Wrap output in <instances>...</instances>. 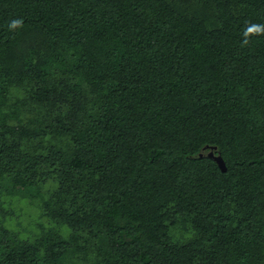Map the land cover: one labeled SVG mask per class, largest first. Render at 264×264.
<instances>
[{
	"label": "trees",
	"instance_id": "obj_1",
	"mask_svg": "<svg viewBox=\"0 0 264 264\" xmlns=\"http://www.w3.org/2000/svg\"><path fill=\"white\" fill-rule=\"evenodd\" d=\"M0 264H264V0H0Z\"/></svg>",
	"mask_w": 264,
	"mask_h": 264
},
{
	"label": "rangeland",
	"instance_id": "obj_2",
	"mask_svg": "<svg viewBox=\"0 0 264 264\" xmlns=\"http://www.w3.org/2000/svg\"><path fill=\"white\" fill-rule=\"evenodd\" d=\"M10 199H12L11 206L14 209L15 216H13V218H11L8 223L22 230H24V227H30V222L32 224L36 223V220L38 219L37 215H40V211L35 202H32V200L25 197L22 198L21 196H14ZM38 220L39 222H44L45 224H48L49 221L47 218H41ZM35 230H38V228L36 227ZM24 231L27 232L28 230L26 229ZM32 234L33 232H27V235Z\"/></svg>",
	"mask_w": 264,
	"mask_h": 264
},
{
	"label": "water",
	"instance_id": "obj_3",
	"mask_svg": "<svg viewBox=\"0 0 264 264\" xmlns=\"http://www.w3.org/2000/svg\"><path fill=\"white\" fill-rule=\"evenodd\" d=\"M216 148H217V146H215V145H206V146L203 147L200 155L201 156L204 155L205 150L206 149H210L209 152H208V155L215 159V161L218 163L219 167L223 171H226L227 170V165H226L225 159L221 155V153H216L215 152Z\"/></svg>",
	"mask_w": 264,
	"mask_h": 264
}]
</instances>
